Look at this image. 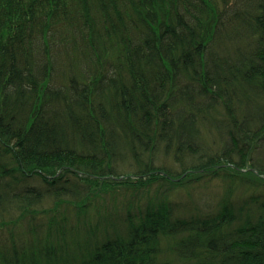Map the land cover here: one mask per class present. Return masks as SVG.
Segmentation results:
<instances>
[{"label":"trees","instance_id":"1","mask_svg":"<svg viewBox=\"0 0 264 264\" xmlns=\"http://www.w3.org/2000/svg\"><path fill=\"white\" fill-rule=\"evenodd\" d=\"M261 188L264 0H0V264H264Z\"/></svg>","mask_w":264,"mask_h":264},{"label":"rangeland","instance_id":"2","mask_svg":"<svg viewBox=\"0 0 264 264\" xmlns=\"http://www.w3.org/2000/svg\"><path fill=\"white\" fill-rule=\"evenodd\" d=\"M32 186H42V182L40 179L30 180ZM243 191V190H242ZM237 191L235 193L234 199L238 202V199H249L253 193L252 191ZM256 193L261 195V200H264V188H261ZM225 194V185L221 180H213L209 183H205L202 186L197 188H190L179 190L171 193L169 198L173 203L177 204L179 207V213L182 214L187 209L192 210L195 213L196 211L204 214L211 213L216 210V205L218 201ZM257 195V194H256ZM244 214L242 213V218H244ZM240 217V216H239Z\"/></svg>","mask_w":264,"mask_h":264}]
</instances>
